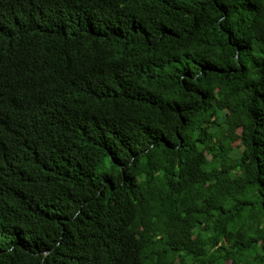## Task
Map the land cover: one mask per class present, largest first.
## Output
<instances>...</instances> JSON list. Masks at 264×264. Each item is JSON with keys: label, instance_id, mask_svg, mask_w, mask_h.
I'll return each mask as SVG.
<instances>
[{"label": "trees", "instance_id": "16d2710c", "mask_svg": "<svg viewBox=\"0 0 264 264\" xmlns=\"http://www.w3.org/2000/svg\"><path fill=\"white\" fill-rule=\"evenodd\" d=\"M0 264H264V0H0Z\"/></svg>", "mask_w": 264, "mask_h": 264}]
</instances>
